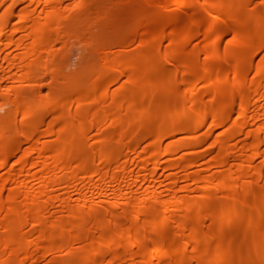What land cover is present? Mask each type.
I'll use <instances>...</instances> for the list:
<instances>
[{"label":"bare ground","instance_id":"obj_1","mask_svg":"<svg viewBox=\"0 0 264 264\" xmlns=\"http://www.w3.org/2000/svg\"><path fill=\"white\" fill-rule=\"evenodd\" d=\"M0 264H264V0H0Z\"/></svg>","mask_w":264,"mask_h":264},{"label":"rangeland","instance_id":"obj_2","mask_svg":"<svg viewBox=\"0 0 264 264\" xmlns=\"http://www.w3.org/2000/svg\"><path fill=\"white\" fill-rule=\"evenodd\" d=\"M73 60H74V58L71 60V62H72ZM74 62H75V60H74ZM69 68H70V69H69ZM69 68H68L69 70H74V68H75V64H71ZM68 69H66V70L68 71ZM68 72H69V71H68ZM46 90H47V88H45V91L43 90V93H44V92H47Z\"/></svg>","mask_w":264,"mask_h":264}]
</instances>
